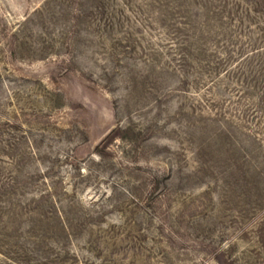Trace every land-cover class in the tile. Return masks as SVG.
Listing matches in <instances>:
<instances>
[{"label": "rangeland", "instance_id": "1", "mask_svg": "<svg viewBox=\"0 0 264 264\" xmlns=\"http://www.w3.org/2000/svg\"><path fill=\"white\" fill-rule=\"evenodd\" d=\"M0 264H264V0H0Z\"/></svg>", "mask_w": 264, "mask_h": 264}]
</instances>
